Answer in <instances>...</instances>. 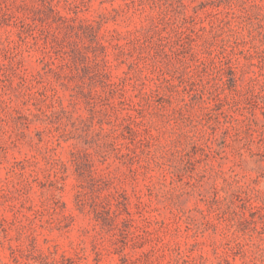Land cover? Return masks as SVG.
<instances>
[{
	"label": "rangeland",
	"instance_id": "obj_1",
	"mask_svg": "<svg viewBox=\"0 0 264 264\" xmlns=\"http://www.w3.org/2000/svg\"><path fill=\"white\" fill-rule=\"evenodd\" d=\"M0 264H264V0H0Z\"/></svg>",
	"mask_w": 264,
	"mask_h": 264
}]
</instances>
